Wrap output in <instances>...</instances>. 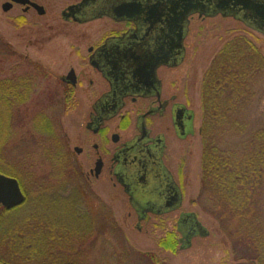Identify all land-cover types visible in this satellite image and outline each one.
Instances as JSON below:
<instances>
[{"label": "trees", "instance_id": "trees-1", "mask_svg": "<svg viewBox=\"0 0 264 264\" xmlns=\"http://www.w3.org/2000/svg\"><path fill=\"white\" fill-rule=\"evenodd\" d=\"M5 53L16 55L18 59L10 67L16 72L0 76V172L18 179L26 201L11 209L0 207V263L76 264L81 255L77 244L84 246L85 250L91 246L87 243L95 240L96 226L91 228L89 223L96 221V217L87 215L86 222L77 217L80 205L86 202L83 190L77 186L84 177L69 167L67 153L54 131L55 126L61 124L62 116L57 111L67 113L74 105L60 101L66 100L64 91L57 92L56 88L49 86L44 88L42 80L52 76L39 63L16 52L0 34V55ZM4 61V58L0 59V68L4 67ZM263 70L264 55L257 42L247 35H237L213 58L202 83L200 133L203 157L199 203L228 237L235 264H264L261 208L264 197V123L252 127L248 134V121L237 116L243 113V102L252 96L253 92H247L252 76ZM260 94L264 96V87ZM60 95H64L63 98H58ZM31 111L32 124L27 122ZM223 132L229 135L221 138ZM27 133L31 135L26 137ZM55 139L54 154L52 150H46L43 157L54 158L53 171H58L56 174L52 171V176L55 175L60 183L53 184L50 179L47 183L46 175L38 177L30 181H35L34 193V187H28L27 177L18 164L20 148L24 143L37 144L38 141H51L53 147ZM26 153L30 155L32 152ZM53 185L60 188H53ZM52 189L56 190L55 193ZM66 189H71L69 194ZM68 197L71 205L63 210L76 217V230L73 225L59 224L55 214H51V211L57 213L54 210L60 205V199ZM96 198L103 213L110 211L109 206ZM47 203H51L48 208L45 207ZM116 234L112 235L118 241L120 251L104 255V259L109 256L113 264H130L132 261L135 264H168L154 252L136 251L120 228ZM68 241L72 247L66 251L63 246H67ZM159 244L175 252L178 242L174 232H168Z\"/></svg>", "mask_w": 264, "mask_h": 264}, {"label": "flooded vegetation", "instance_id": "flooded-vegetation-1", "mask_svg": "<svg viewBox=\"0 0 264 264\" xmlns=\"http://www.w3.org/2000/svg\"><path fill=\"white\" fill-rule=\"evenodd\" d=\"M222 1L196 0L201 7L192 15L221 14L264 34V25L245 2L236 6L230 0L223 9ZM138 2L0 0V13L19 27L83 29L81 36H54L52 63L34 60L47 74L59 76L55 90L67 96L65 100L61 94L58 98L64 100L60 101L75 106L77 98L85 95L91 108L85 125L91 133L85 141L87 147L76 145L73 151L67 147L68 165L83 175L82 183L86 184L91 176L99 178L109 173L128 195L138 220L148 221L180 210V184L166 163L168 136L163 129L171 123L179 138L180 130L186 131L191 124L193 114L180 103V79L174 78L180 56L166 20L170 11L161 6L160 17V10L152 11V0ZM122 3H134L135 7L125 15L116 14ZM137 4L143 9L138 15ZM170 86L176 91L170 92ZM83 152L91 158L87 172L77 158ZM159 161L173 174L175 186ZM176 193L179 204L172 206ZM177 219L175 229L180 233V213ZM168 232H174L180 242L173 230H167L164 236Z\"/></svg>", "mask_w": 264, "mask_h": 264}, {"label": "rangeland", "instance_id": "rangeland-1", "mask_svg": "<svg viewBox=\"0 0 264 264\" xmlns=\"http://www.w3.org/2000/svg\"><path fill=\"white\" fill-rule=\"evenodd\" d=\"M0 34L19 54H27L33 60L41 61L48 65V63H52L51 60L54 57L50 54L51 48L55 45L54 36H81L83 29L81 27L51 29L27 25L19 27L11 23L4 14L0 13ZM237 35H247L254 39L264 55V34L247 26L240 20L224 17L221 14L213 17H200L198 14H195L190 17L188 33L184 42L185 55L180 66L174 71V78L180 79V103L190 110L193 114V119L191 124L188 125L185 135H180L179 138L174 132L171 123L168 126H164L163 129L168 136L166 163L173 169L174 175H172L176 177L183 192L180 210L164 216L163 219L158 217L157 219L152 218L148 221H139L128 195L109 173L101 174L99 178L91 176L88 184L85 182L77 183V186L83 190L86 197V202L80 205L77 217L84 219L83 221L86 222L85 218L87 215L92 216L95 214L96 221L89 223V225H91V228L96 226V232L95 240L87 243L91 245L89 248L84 250V246L81 247L77 244L76 248L81 251V255L78 254L79 257L76 264H113L112 259L109 256L104 259V255H110L116 250L120 251L118 241L113 238L114 234L118 235L116 234L118 233V228L123 231L136 251L154 252L168 264H235L232 246L228 237L220 230L217 221L202 209L199 203V196L202 185L203 157V141L200 133L203 114V78L213 58L220 49ZM1 58L5 59L4 67L0 68L1 77L16 72V70L10 67L18 59V56L5 53L0 55ZM252 77L250 81L251 87L247 91L248 93L253 92L252 96H248L247 101L243 102L244 109H242V115H237L240 118L244 117L248 121V134L252 131V127L254 128L255 125L264 123V96L260 94V91L264 87V70L259 71V74L256 73ZM57 80H59V76L52 75V77L42 80L41 84L43 83L44 88L47 86L55 88ZM169 88L170 92L176 91L175 86H170ZM78 96H81V94H78ZM76 102L77 105L75 104L74 108L67 113L60 112V110L57 111V114L60 113L62 116L61 124L55 126L56 130L54 131L57 134L56 138H60L59 144L63 146V150L65 151H67V147L73 151L76 145L86 148L87 144H85V141L89 138L88 135L91 134L85 126L91 110L87 104L86 96L78 97ZM31 103L33 105L35 101ZM31 115L32 111L27 116V122L30 124H32V121H30ZM25 135L29 137L31 133ZM53 135L55 136V132ZM221 135V138H225L229 134L223 132ZM45 136L47 137L48 135L45 134ZM247 136L250 137V135ZM90 138L92 141H95V137ZM55 141L56 139L54 140L53 147L50 145L53 143L51 141H38L37 144L35 142L24 143L20 148L18 156L20 160L18 164L26 175L25 177H27L28 187L31 189L34 187L32 190L34 193L36 192V185L33 183L35 181L32 183L30 181L38 177L46 175L47 183H50L49 179L53 184L58 185L60 183V181H56L58 179L54 174L52 176V171L55 169L54 158L43 157L46 150H52V154H54L53 150L57 147ZM26 151H31L32 153L29 155ZM77 158L84 166L85 172H87L88 167L91 166L90 156L86 152H83ZM57 171L53 172L56 174ZM28 174H30L29 178ZM56 187L59 186L53 185V188ZM70 190L66 189V192L69 194ZM89 190L93 191L95 195H92V192ZM52 191L55 193L56 190L52 189ZM96 197L101 201L103 200L109 206L108 208L112 214H110V211L103 214L100 213L103 209L100 208ZM60 201L61 203L58 202L60 205H57L58 208L54 210L57 213H52L51 211V214H55L54 217H56L55 219L59 224L67 223L68 225H73L74 230H76V217L74 215L71 216L70 211L66 212L63 210L71 205L69 204V197L65 198V200L60 199ZM50 204H45V207L48 208ZM53 205L55 206V204ZM261 208L264 216V197ZM183 212L195 213L209 232L207 235H195L191 246L186 249L180 248L183 235L181 231L179 233L175 229L179 213L181 216ZM110 216L115 219L114 221L117 226ZM104 225H107V227L103 228ZM137 225H140V227ZM167 230L175 231L176 235L180 237V242H178L175 252L160 247L159 242ZM107 239H110L112 242ZM104 243L109 244L104 245ZM63 247L66 248V251H69L72 247L71 242L68 241L67 246ZM113 260L115 259L113 258ZM114 264L121 263L114 262ZM130 264H135V261H132Z\"/></svg>", "mask_w": 264, "mask_h": 264}, {"label": "water", "instance_id": "water-1", "mask_svg": "<svg viewBox=\"0 0 264 264\" xmlns=\"http://www.w3.org/2000/svg\"><path fill=\"white\" fill-rule=\"evenodd\" d=\"M195 1L196 0H152V11L154 13H157V10H160V17L162 16L163 7L169 9L170 11L166 20L168 19L169 28L172 32L171 36L174 38V46H176V48L179 50L178 55L180 56V63L182 62L185 55L184 41L188 33V26L190 23L189 17L198 10L199 6L201 7V4L199 2L195 3ZM229 2L230 0H223L222 8L224 9L225 5ZM234 2L235 3L233 4H235L236 6L241 5L242 2H245L247 6L250 7L249 9H251V11L253 12L254 18H259L260 23L264 25V3L250 0H234ZM137 3L140 2H138L137 0ZM134 7V3H122L116 8L115 11L116 14L125 15L129 12L130 9H133ZM141 8L142 7L140 6V4L136 5L137 15L143 10H141ZM151 8L149 7V10ZM152 19L155 20V18ZM185 133V130H180L181 136H184ZM159 165L160 167H163L161 163ZM165 168V174L167 175L170 184L175 186L176 184L175 182H173L174 180H171L172 175L170 171ZM97 170L99 169L97 168ZM178 194L179 193H176L175 197L173 198V201L171 203L172 206H176L177 204H179ZM25 199L26 197L22 191L18 179L0 172V206L2 205L8 209H11L22 204ZM181 204L182 192L180 190V206ZM180 231L183 234V238L181 239L183 243L182 248L190 247L192 244V238L197 233H199L200 235H207L209 233L205 226H203L202 223L198 220L197 215L193 212L182 213L180 218Z\"/></svg>", "mask_w": 264, "mask_h": 264}]
</instances>
